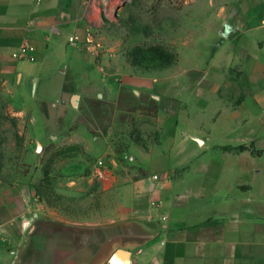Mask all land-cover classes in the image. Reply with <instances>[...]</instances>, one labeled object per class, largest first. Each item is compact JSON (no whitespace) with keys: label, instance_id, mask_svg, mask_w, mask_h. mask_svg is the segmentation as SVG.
I'll use <instances>...</instances> for the list:
<instances>
[{"label":"crops","instance_id":"crops-1","mask_svg":"<svg viewBox=\"0 0 264 264\" xmlns=\"http://www.w3.org/2000/svg\"><path fill=\"white\" fill-rule=\"evenodd\" d=\"M86 3L0 0V84L30 91L35 83L34 93L53 98L50 104L61 102L63 94L69 97L72 90L59 84L61 74L73 75L81 60L92 61L94 55L85 44L69 42L90 25ZM238 4L232 35L249 30L243 12L250 7ZM258 19L256 45L264 40V13ZM25 43L34 47V61L13 57ZM235 53L227 71L240 65L241 79L224 73V79L212 81L219 108L213 126L194 124L183 99L169 95L174 104L169 115L164 112L169 117L159 143L148 151L137 149L134 156L144 175L133 171L116 177L114 204L105 214L39 204L21 186L1 191L0 264H107L119 249L130 252L131 264H264V130L253 134L255 110L248 104L264 107V60L239 46ZM148 87L147 92L155 86ZM182 111L189 127L182 128ZM219 131L226 133L225 142L214 140ZM251 143L260 155L223 150ZM175 144L186 155L180 154L177 164L171 162Z\"/></svg>","mask_w":264,"mask_h":264},{"label":"rangeland","instance_id":"rangeland-1","mask_svg":"<svg viewBox=\"0 0 264 264\" xmlns=\"http://www.w3.org/2000/svg\"><path fill=\"white\" fill-rule=\"evenodd\" d=\"M241 1L250 7L243 12L249 30L232 35L233 15ZM114 3L117 5L110 17L99 26L102 52L93 55L94 61L87 57L81 60L73 75L64 73L58 80L63 89L72 90L69 97L63 94L61 102L51 103L52 108L53 98L46 99L40 92L33 94L17 85L0 84V192L21 186L34 194L36 203L67 212L105 214L114 204L116 177L133 171L144 175L134 156L137 149L148 151L159 143L169 117L165 113L169 115L174 104L169 95L183 99L185 112L194 124L211 128L213 114L219 109L212 81L224 79V73L241 79L240 65L227 71L237 60L238 46L264 60V50L259 46H264V40L258 39L256 45L253 29L264 13V0ZM151 47L166 51L161 67L142 65L147 60L153 63L155 58L140 57L139 49ZM66 61L70 63V59ZM215 67H220L221 73ZM148 85L157 87L147 92ZM74 96H78L76 104ZM248 104L255 110L250 118L253 134H261L264 107H257L251 100ZM183 113L178 114L181 121ZM187 125L182 121V128ZM225 134H213L214 140L225 142ZM174 138L180 141V131ZM255 148L261 151L256 144ZM177 150L171 154L174 164L179 162L180 154L186 156L180 145ZM99 159L111 166L108 182L90 181Z\"/></svg>","mask_w":264,"mask_h":264},{"label":"built area","instance_id":"built-area-1","mask_svg":"<svg viewBox=\"0 0 264 264\" xmlns=\"http://www.w3.org/2000/svg\"><path fill=\"white\" fill-rule=\"evenodd\" d=\"M115 0H87L85 5V17L89 21L90 25L84 32L83 36L72 35L69 38V42L73 46L85 44L92 54L98 55L103 49V39L99 34V26L104 19L110 17V13L115 9L117 5ZM118 1V0H117ZM13 57L18 60L34 61V47L25 43L19 47L14 53ZM112 177L111 166L105 161V159H99L90 175V181L108 182ZM158 176H154V179H158ZM161 202H153L155 207L160 206Z\"/></svg>","mask_w":264,"mask_h":264},{"label":"trees","instance_id":"trees-1","mask_svg":"<svg viewBox=\"0 0 264 264\" xmlns=\"http://www.w3.org/2000/svg\"><path fill=\"white\" fill-rule=\"evenodd\" d=\"M147 55H153L155 59L153 60V63L151 61L147 60V61L143 62L142 65L150 66V67L151 66L161 67L162 66V63H161L162 59L164 57H166V51L164 49L160 48V47H151V48H148V49H139V56L140 57H147ZM123 97H124V95H122V93H121L119 95V100L122 101ZM144 147H146V145H144ZM247 149L248 150H252L253 154H257V155L261 154V151H257L256 150L254 143H251L249 146L246 145V144H243V145H240V146H237V147H230V146L223 147V150H225V151H244V150H247ZM127 150H128V148H127ZM120 159H122V157Z\"/></svg>","mask_w":264,"mask_h":264},{"label":"water","instance_id":"water-1","mask_svg":"<svg viewBox=\"0 0 264 264\" xmlns=\"http://www.w3.org/2000/svg\"><path fill=\"white\" fill-rule=\"evenodd\" d=\"M119 9V7L117 8V10ZM34 90H35V83L32 85L31 91L34 94ZM104 95L106 98H108V91H107V87L104 86ZM78 96H74L73 97V102L76 104V100H77ZM154 98H156L157 100L159 99V97L154 96ZM107 264H131V254L130 252L123 250V249H119L117 250L109 259V261L107 262Z\"/></svg>","mask_w":264,"mask_h":264}]
</instances>
